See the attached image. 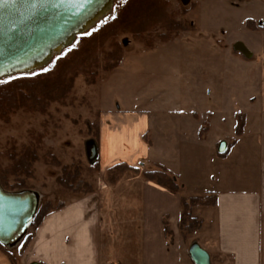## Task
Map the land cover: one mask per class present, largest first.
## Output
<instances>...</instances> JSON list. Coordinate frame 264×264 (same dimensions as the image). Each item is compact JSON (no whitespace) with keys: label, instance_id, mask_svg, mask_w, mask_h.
<instances>
[{"label":"crops","instance_id":"crops-1","mask_svg":"<svg viewBox=\"0 0 264 264\" xmlns=\"http://www.w3.org/2000/svg\"><path fill=\"white\" fill-rule=\"evenodd\" d=\"M199 5L223 16V37L217 38L225 62L220 86L201 78L208 75L202 71L198 102L191 97L152 114L101 110L91 160L86 145L92 141L84 147L88 164L98 161V186L46 215L23 253L19 246H0V264H193L192 243L208 253L211 264H264V0H201ZM247 21L257 28L248 29ZM197 26L196 36L168 42L190 39L192 49H199L206 42ZM237 43L251 56L236 52ZM183 71L176 73L192 74ZM240 119L244 127L238 134ZM224 137L232 141L224 142L223 154L217 150L221 158L216 160L212 150L218 143L212 139ZM193 149L209 157L193 164L187 152ZM120 164L138 172L110 184L108 170ZM153 167L164 168L180 194L143 176ZM193 197H213L215 205L193 207L201 228L182 237L180 199Z\"/></svg>","mask_w":264,"mask_h":264},{"label":"rangeland","instance_id":"rangeland-1","mask_svg":"<svg viewBox=\"0 0 264 264\" xmlns=\"http://www.w3.org/2000/svg\"><path fill=\"white\" fill-rule=\"evenodd\" d=\"M166 1L168 2V11L175 13L176 19L183 26V31L178 36L188 35L190 38L196 36L195 31L198 29L199 23L204 29V42L206 43L196 50L190 46V39L186 43L180 39L178 45L171 42L165 44L161 43L153 32L146 37V40H149L152 45L149 49L143 40H135L129 33L120 35L117 41L123 49V59L117 69L109 72L98 70L99 78L90 86L86 85L83 76L79 75L74 80L73 89L64 105L52 103L44 115L18 111L10 114L8 122L0 119V152L11 147L19 150L28 144L36 145L35 137L41 134L39 156L50 152L62 165L70 166L79 163L82 167V179L90 182L95 190L99 183L98 172L87 170L91 164L89 165L85 158L84 147L86 140L93 141L88 133L89 124L94 121L98 112L101 114V110H110L152 114L172 108V104L177 101L184 104L186 99L190 100L191 97L195 99L193 102H198L200 96H197L195 88L201 84L197 80V75L202 71L203 74L208 73V75L201 74V78L208 77V81L213 84V87H219L218 84L225 67L223 52L218 44L219 41H217V38L223 37L224 29L220 26L223 16L208 10L205 5L200 6L201 0ZM121 4L122 0H114L110 14L92 29L111 19ZM237 32L239 31L237 30ZM163 44L165 45L162 46ZM76 46L77 44L73 42L65 50ZM98 57L101 59L102 54L99 53ZM54 58L40 70L17 76H31L33 73L49 69ZM179 70H184L185 73L191 71L192 74H188L189 76L184 73L177 74L176 71ZM9 79H2L0 83ZM202 136H207V134L203 132ZM215 139H212L213 142L216 141L218 144L213 146L212 156L216 160H220L221 157L217 154L218 146L225 141L232 140L226 137L221 141ZM200 151L198 149H193L191 153L187 151L191 163L200 165L203 161L202 157H209L208 152ZM5 163L2 161V164ZM33 168V175L27 179V186L41 194V204L47 203L55 208L75 196H81V194L66 191L56 184V178L61 174V170L50 164L49 160H40L34 164ZM149 170L155 171L156 167ZM133 176L134 173L124 171L117 176L115 181H107L110 184H115L117 180ZM36 225L37 223L29 228L30 241ZM19 249L20 247L17 250L19 251ZM18 251H16V255H18ZM21 252L24 251L21 250Z\"/></svg>","mask_w":264,"mask_h":264},{"label":"trees","instance_id":"trees-1","mask_svg":"<svg viewBox=\"0 0 264 264\" xmlns=\"http://www.w3.org/2000/svg\"><path fill=\"white\" fill-rule=\"evenodd\" d=\"M113 17L86 34L77 36L74 41L77 46L55 57L47 71L44 69L35 75L12 77L0 83V119L8 122L10 114L18 111L44 115L52 103L64 105L73 89L74 80L79 75H82L85 84L90 86L99 78L98 70L109 72L117 69L123 59V49L117 39L124 33H129L135 40H143L146 47L151 49L152 45L146 37L153 32L161 43H166L183 31L176 14L168 11L166 0H127V3L120 5ZM246 26L251 30L257 28L252 21H247ZM99 53L102 54L101 59L98 57ZM99 119L98 112L94 121L89 124L88 132L96 145L99 140ZM243 127L244 122L240 119L237 124L238 134ZM41 139L42 135L39 134L35 137L36 145L28 144L19 150L11 147L0 152L2 187L7 191L29 189L27 179L33 175L34 164L40 160H49L50 164L61 170V174L56 178L58 186L76 194L93 193V185L82 179V167L79 163L62 165L50 152L39 156ZM144 140L147 144L150 143L145 136ZM2 161L6 163L2 164ZM87 170L97 173L98 161L95 160ZM124 171L138 172L136 168L124 164L116 165L108 170L107 180L115 181ZM143 176L174 194H180L179 185L164 168L145 172ZM213 205V197L181 198L178 221L180 235L187 237L201 228L202 221L192 216L193 207ZM62 206L63 204L53 208L47 203H42L31 225L37 223V227L46 215ZM29 242L30 237L27 235L19 245L20 249L24 250Z\"/></svg>","mask_w":264,"mask_h":264},{"label":"water","instance_id":"water-1","mask_svg":"<svg viewBox=\"0 0 264 264\" xmlns=\"http://www.w3.org/2000/svg\"><path fill=\"white\" fill-rule=\"evenodd\" d=\"M107 2L0 0V80L45 67L77 36L95 26L99 20L95 17ZM234 50L247 58L251 56L241 43H237ZM93 150V141L87 143L89 160ZM225 150V143H221L218 153L223 154ZM41 201L42 196L33 189L7 191L0 183V246L10 250L21 244ZM188 256L193 264H211L208 253L196 243L190 245Z\"/></svg>","mask_w":264,"mask_h":264},{"label":"bare ground","instance_id":"bare-ground-1","mask_svg":"<svg viewBox=\"0 0 264 264\" xmlns=\"http://www.w3.org/2000/svg\"><path fill=\"white\" fill-rule=\"evenodd\" d=\"M113 3H114V0L113 1H109L101 8V10L99 11V13L97 14V16L95 17V20L98 18L99 20L95 23V25L97 23H99L104 17H106L107 15L110 14V12L112 11L113 9ZM93 28V27H92ZM40 194V193H39ZM41 195V194H40Z\"/></svg>","mask_w":264,"mask_h":264},{"label":"snow or ice","instance_id":"snow-or-ice-1","mask_svg":"<svg viewBox=\"0 0 264 264\" xmlns=\"http://www.w3.org/2000/svg\"><path fill=\"white\" fill-rule=\"evenodd\" d=\"M122 3H127V0H122ZM115 17H113L114 19ZM44 71H47V69H45ZM33 75H35V73H33Z\"/></svg>","mask_w":264,"mask_h":264}]
</instances>
